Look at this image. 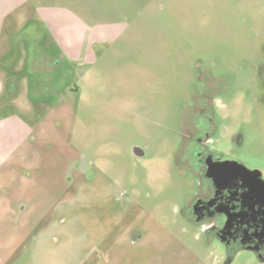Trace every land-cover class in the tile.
Returning <instances> with one entry per match:
<instances>
[{
	"label": "rangeland",
	"instance_id": "obj_1",
	"mask_svg": "<svg viewBox=\"0 0 264 264\" xmlns=\"http://www.w3.org/2000/svg\"><path fill=\"white\" fill-rule=\"evenodd\" d=\"M52 9L97 39L0 94L17 125L0 149L32 131L0 167V264H227L185 213L200 185L186 147L205 105L209 144L264 177V0H31L17 40ZM51 29L36 55L61 52ZM229 264L264 262L243 248Z\"/></svg>",
	"mask_w": 264,
	"mask_h": 264
},
{
	"label": "flooded vegetation",
	"instance_id": "obj_2",
	"mask_svg": "<svg viewBox=\"0 0 264 264\" xmlns=\"http://www.w3.org/2000/svg\"><path fill=\"white\" fill-rule=\"evenodd\" d=\"M199 114L191 123L186 154L200 185L185 213L192 221L207 222L206 230L226 246L227 264L243 248L264 262L263 174L222 157L209 144L216 129L212 114L205 105Z\"/></svg>",
	"mask_w": 264,
	"mask_h": 264
},
{
	"label": "crops",
	"instance_id": "obj_3",
	"mask_svg": "<svg viewBox=\"0 0 264 264\" xmlns=\"http://www.w3.org/2000/svg\"><path fill=\"white\" fill-rule=\"evenodd\" d=\"M31 0H0V94H7L11 97L15 94L16 84H31L33 80L30 75L34 70L40 74L42 68H48L47 64H52L54 67L62 65V60L64 56L70 60L79 58L81 56L80 41L87 39L86 26L83 24L76 23L74 17L69 12H63L58 9H52L47 12L41 11V18L39 22L29 23L31 27H38L39 32H35L33 41L30 37L28 31H21V39L17 40L15 30L18 25L26 20V10L27 5ZM42 27L44 29H42ZM51 27L52 35L58 42L61 52L47 54L40 53L38 56L35 53V48L40 47L42 42L47 38V30ZM90 31V30H89ZM88 39L96 40L97 36L93 35V31L90 32ZM29 40V41H28ZM33 42L36 46L25 48L26 43ZM19 45L22 46V52L18 54L15 47ZM34 46V47H33ZM19 72L21 75H16ZM63 73L69 74V71L65 69ZM41 75L35 78V83L37 81H42ZM23 81V82H21ZM10 121H2L0 126L10 125ZM15 124L11 123L8 129V134L6 138H10L14 135L16 129ZM19 140L14 147L9 150L4 148L0 149V167L11 160L12 156L15 155L16 150L20 144L27 141L29 134L32 132L30 128L19 122ZM6 153L7 155L1 159V155ZM15 210V208H11ZM16 211V210H15Z\"/></svg>",
	"mask_w": 264,
	"mask_h": 264
}]
</instances>
